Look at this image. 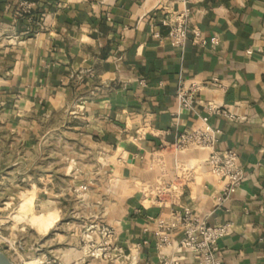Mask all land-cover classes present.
<instances>
[{"label": "crops", "instance_id": "crops-1", "mask_svg": "<svg viewBox=\"0 0 264 264\" xmlns=\"http://www.w3.org/2000/svg\"><path fill=\"white\" fill-rule=\"evenodd\" d=\"M19 1L0 0V133L21 148L57 141L64 149L47 156L61 164L47 169L53 183L31 188L52 197L48 209L57 213L34 243L70 259L82 253L83 225L106 223L116 259L86 264H127L132 254L154 261L143 239L159 217L186 207L211 224L231 223L219 243L225 264H264V0H25V12ZM185 7L205 46L191 37L171 44L162 20ZM180 81L200 83L193 109L179 104ZM206 101L234 117L208 114ZM203 116L221 130L216 148L236 149L244 171L223 203L225 181L210 171V151L170 145Z\"/></svg>", "mask_w": 264, "mask_h": 264}, {"label": "built area", "instance_id": "built-area-1", "mask_svg": "<svg viewBox=\"0 0 264 264\" xmlns=\"http://www.w3.org/2000/svg\"><path fill=\"white\" fill-rule=\"evenodd\" d=\"M187 2L189 0H183ZM22 11H27L30 4L25 0L19 1ZM169 26L168 35L174 46L183 45L188 37L201 46L208 41L203 37L199 28H190L189 8L175 13L171 19L162 20ZM211 45L219 43L217 37H212ZM248 53L252 48L246 50ZM143 83L144 81L141 80ZM212 84L223 89L224 85L217 77H212ZM200 83L192 81L190 84L180 83L176 87V97L184 109H193L197 99ZM204 108L208 114L224 115L230 118L234 114L223 108L214 101H206ZM203 125L197 126L187 132H182L178 138L170 143L176 151L189 149H208V163L210 171L225 181L221 194L217 197L219 203L227 200L241 185L244 179L243 167L239 163V155L236 149L228 148L218 150L216 143L220 129L207 122V116H203ZM85 188V186H82ZM231 223L221 222L211 224L207 216L199 217L190 208L173 210L167 217H159L156 228L152 231L151 241L143 239L142 243L151 242L157 251L154 261L139 262L135 255H131L127 264H186L182 261L180 251L190 253L196 264H225L220 255V240L229 232ZM116 233L113 227L106 223L91 222L83 225L80 241L77 247L82 250L81 254L71 253L70 259L44 251L40 246L32 247L28 254L21 255L16 248L12 253H6L14 262L19 264H86V259L94 261L115 260L117 247L114 244ZM11 249V247H9ZM15 254V255H14ZM16 263V262H15Z\"/></svg>", "mask_w": 264, "mask_h": 264}, {"label": "rangeland", "instance_id": "rangeland-1", "mask_svg": "<svg viewBox=\"0 0 264 264\" xmlns=\"http://www.w3.org/2000/svg\"><path fill=\"white\" fill-rule=\"evenodd\" d=\"M13 140L9 133H0V249L11 254L14 247L19 254L25 255L32 251V247L37 246L34 243L37 238L46 237L57 215L48 209L47 201L53 198L36 196L31 188L33 186L34 191L39 189L38 191L43 192V189L53 183L46 178L47 169H57L61 164L57 160L51 163V158L48 159L47 156L59 158L64 149L57 141L49 148L42 145L31 149L25 146L21 148ZM58 183L62 184V181L55 182ZM151 190L152 194L156 192L155 188ZM160 195L162 198L166 196L162 193ZM54 199L55 203L61 204L62 197ZM76 201L75 196L71 197L70 202ZM80 214L84 216L83 212ZM42 248L45 251L46 244ZM15 262L19 264L18 259Z\"/></svg>", "mask_w": 264, "mask_h": 264}, {"label": "water", "instance_id": "water-1", "mask_svg": "<svg viewBox=\"0 0 264 264\" xmlns=\"http://www.w3.org/2000/svg\"><path fill=\"white\" fill-rule=\"evenodd\" d=\"M0 264H16L2 249H0Z\"/></svg>", "mask_w": 264, "mask_h": 264}]
</instances>
